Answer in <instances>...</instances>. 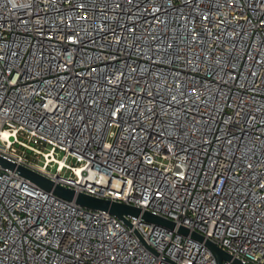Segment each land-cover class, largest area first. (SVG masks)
Instances as JSON below:
<instances>
[{
    "label": "built area",
    "instance_id": "2783aa9c",
    "mask_svg": "<svg viewBox=\"0 0 264 264\" xmlns=\"http://www.w3.org/2000/svg\"><path fill=\"white\" fill-rule=\"evenodd\" d=\"M0 157L175 225L0 165V264H264V0H0Z\"/></svg>",
    "mask_w": 264,
    "mask_h": 264
},
{
    "label": "water",
    "instance_id": "95a60500",
    "mask_svg": "<svg viewBox=\"0 0 264 264\" xmlns=\"http://www.w3.org/2000/svg\"><path fill=\"white\" fill-rule=\"evenodd\" d=\"M0 165L3 168L15 171L20 177L29 180L30 182L37 185L39 188L43 189L46 192H52L55 196L62 198L64 200H75V202L87 209L105 211L108 212L118 219H122L125 223L127 221L123 216L127 217H141V221L144 223H153L156 225L163 226L169 230H174L175 225L173 222L160 218L156 215H153L149 212H142L139 208L128 206L125 204H119L116 202H110L107 200L98 199L85 194H75L74 191L54 185L51 181L44 178L43 176L21 166H16L12 162L0 157ZM177 233L188 236L190 235L192 240L201 242L209 250L211 255L216 260L217 264H222V261H230L231 256L217 247L214 243L209 240H205L203 236L199 235L196 232H190L185 227H179ZM234 264H241L239 261L235 260Z\"/></svg>",
    "mask_w": 264,
    "mask_h": 264
},
{
    "label": "rangeland",
    "instance_id": "374dc122",
    "mask_svg": "<svg viewBox=\"0 0 264 264\" xmlns=\"http://www.w3.org/2000/svg\"><path fill=\"white\" fill-rule=\"evenodd\" d=\"M69 163L73 164V161L71 160ZM40 166H44V160H42V161L40 162ZM65 174L68 175L69 172L67 171V172H65Z\"/></svg>",
    "mask_w": 264,
    "mask_h": 264
}]
</instances>
